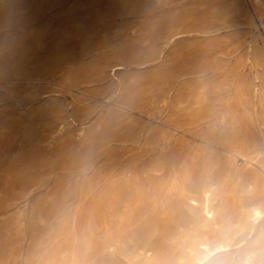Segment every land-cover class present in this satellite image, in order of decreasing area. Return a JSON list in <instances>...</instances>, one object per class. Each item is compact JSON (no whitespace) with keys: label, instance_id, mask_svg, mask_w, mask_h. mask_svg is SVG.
Segmentation results:
<instances>
[{"label":"rangeland","instance_id":"374dc122","mask_svg":"<svg viewBox=\"0 0 264 264\" xmlns=\"http://www.w3.org/2000/svg\"><path fill=\"white\" fill-rule=\"evenodd\" d=\"M48 2L0 0V264H264V0Z\"/></svg>","mask_w":264,"mask_h":264},{"label":"bare ground","instance_id":"6f19581e","mask_svg":"<svg viewBox=\"0 0 264 264\" xmlns=\"http://www.w3.org/2000/svg\"><path fill=\"white\" fill-rule=\"evenodd\" d=\"M63 1L64 0H49L48 3H49V6H51V5H54V4L62 3ZM164 25H165V28H163L161 30V32L163 33V36L167 40H169L173 36L175 37L176 35H178L179 33L182 32L181 29H179L177 26L176 27H172L170 25L169 21H166ZM159 58H160V56H159ZM126 60L127 59H125L121 63H113V64L110 65L109 68L110 69L113 68V67H114L113 69L119 68V67L122 66V64L125 63ZM113 74H114V72H113ZM203 94H204L203 91L200 92V94L198 96V99H201L203 97ZM71 121H73V120H71ZM87 121H89V118L87 119ZM222 149L224 150V152H226V155H227L228 159L231 162L234 161L233 160V157H236V156H238V157H240L242 159H247L246 154L243 153V152H241V150L239 148H237V146L226 147V148H222ZM211 185H212L211 184V176L208 175V174H205L203 176L202 185L200 186V189H199L200 190V193L202 195L201 211H202V213H203V215L205 217L210 218V219H212L214 217V211H215L214 210V206L210 203V197H209L210 191H211ZM194 203H196V202L194 201ZM249 216H250V218H251L252 221H258V220H260L263 217V212H262V210L260 208L253 207L250 210ZM253 229H255V228H253ZM198 245H199V247H197L194 250H192L193 251V260H191L190 264H202V263H204L206 260L209 259L210 255L212 253H214L215 251L223 248L226 244H224V243H217L214 246H209L206 241H200Z\"/></svg>","mask_w":264,"mask_h":264}]
</instances>
